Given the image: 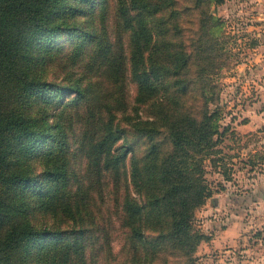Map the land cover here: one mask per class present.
I'll return each instance as SVG.
<instances>
[{"label":"trees","instance_id":"trees-1","mask_svg":"<svg viewBox=\"0 0 264 264\" xmlns=\"http://www.w3.org/2000/svg\"><path fill=\"white\" fill-rule=\"evenodd\" d=\"M224 1L0 0V264L95 260L107 189L118 264H194L205 158L228 130L212 80L230 56L211 12ZM126 127L151 139L140 158L117 144Z\"/></svg>","mask_w":264,"mask_h":264},{"label":"rangeland","instance_id":"rangeland-1","mask_svg":"<svg viewBox=\"0 0 264 264\" xmlns=\"http://www.w3.org/2000/svg\"><path fill=\"white\" fill-rule=\"evenodd\" d=\"M211 12L221 20L218 32L227 35L220 40L230 50L226 65L212 77L219 89L218 123L228 130L220 136L219 151L213 153L217 165L205 158L212 193L194 211L193 227L203 234L192 253L194 264H264V0H226L211 6ZM128 86L132 100L135 85ZM249 121L252 129L240 128ZM154 139L162 151L169 149L161 133ZM150 142L148 136L126 127L117 144H130V153L140 158ZM99 206L97 224L111 245L95 260L88 250L86 264H118L126 254L125 229L119 225L118 205L109 189ZM166 246L163 255L176 262L185 260Z\"/></svg>","mask_w":264,"mask_h":264},{"label":"crops","instance_id":"crops-1","mask_svg":"<svg viewBox=\"0 0 264 264\" xmlns=\"http://www.w3.org/2000/svg\"><path fill=\"white\" fill-rule=\"evenodd\" d=\"M250 123H252V121L246 122V123H244V124H240V128H241V129L250 130V129H252V127H253V126H249ZM243 131H244V130H243Z\"/></svg>","mask_w":264,"mask_h":264}]
</instances>
